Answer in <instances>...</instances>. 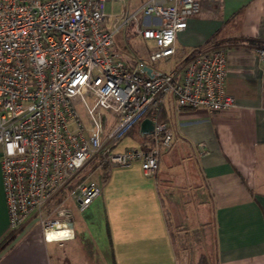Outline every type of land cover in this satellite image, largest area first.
I'll return each mask as SVG.
<instances>
[{"label": "built area", "instance_id": "1", "mask_svg": "<svg viewBox=\"0 0 264 264\" xmlns=\"http://www.w3.org/2000/svg\"><path fill=\"white\" fill-rule=\"evenodd\" d=\"M103 3L0 0V173L9 231L35 216L45 241L72 238L69 221L51 217L52 198L68 187L78 212L87 208L99 188L73 179L93 160L107 169L136 162L153 175L171 147V134L158 120L165 98L178 109L210 114L235 106L224 92V46L194 50L166 73L150 70L148 77L144 70L175 54V37L199 12V0H146L125 16L122 26L139 13L157 22L136 27L153 50L130 67L113 53L118 29H104ZM256 52L263 61V51ZM143 118L152 124L150 147L111 152L114 139Z\"/></svg>", "mask_w": 264, "mask_h": 264}, {"label": "crops", "instance_id": "2", "mask_svg": "<svg viewBox=\"0 0 264 264\" xmlns=\"http://www.w3.org/2000/svg\"><path fill=\"white\" fill-rule=\"evenodd\" d=\"M199 5L175 37V54L165 61L182 63L194 50L221 42L224 92L235 106L210 114L178 109L165 98L159 118L171 134V147L161 153L156 171L144 175L136 162L105 168L88 207L78 212L70 201L66 215L58 216L69 221L67 240L45 241L35 216L9 231L0 173V264H178L171 227L185 219L177 204L180 195L188 201V192L177 188L201 198L212 264H264V60L256 52L264 53V0H199ZM125 9L116 20L133 14ZM150 23L157 22L142 17L137 27ZM142 41L146 57H115L129 67L145 62L153 43ZM126 132L111 152L150 147L143 149L138 128L135 135Z\"/></svg>", "mask_w": 264, "mask_h": 264}, {"label": "rangeland", "instance_id": "3", "mask_svg": "<svg viewBox=\"0 0 264 264\" xmlns=\"http://www.w3.org/2000/svg\"><path fill=\"white\" fill-rule=\"evenodd\" d=\"M141 1L143 2L144 0H125L124 6L121 5L120 0H106L104 3V16H106V18L104 19L103 27L104 29L110 30L113 26H115L118 29L113 36V51L116 54L115 56L122 61L127 56L136 58L146 57L145 45L143 41L135 34V29L138 26V22L142 18V14H136L134 21H132L130 24H127L126 26L121 25L122 20H116L121 12L122 7L126 8L125 11H127L128 14H131L138 9L135 6ZM180 64L181 63L177 58H173L169 61L159 60L153 66H149H152V69L155 71V73H166L167 71L173 70L174 68H178ZM76 110L78 115L81 117V107L77 105ZM105 117L108 119V115ZM112 128L113 126H111L109 123V125H106L104 131L108 133ZM130 129L125 133V135H135V126L131 127ZM121 135L122 134L117 136L112 144L119 140ZM105 175V168H98L95 165V161L93 160L86 164L76 174L73 182L88 180L98 187L100 182L105 178ZM69 189L70 188L68 187L60 189V191L52 198L50 208L55 209L51 212V217L66 215V211L68 209L67 205L70 203V199L67 198ZM162 190L163 189L161 188V193L163 192ZM183 191L188 192V201H183L181 198L182 195H180L178 199L181 202L177 204V207L180 212L183 213L185 219L180 226L175 228L171 227L177 263L196 264L199 255L204 254L208 262L212 264V245L209 232L210 226L209 223L205 222V217H203L204 211L200 201L201 198L199 195H191V192H193L191 190H180L177 188L178 193L181 192L182 194L184 193ZM162 198L164 202V195ZM164 207L166 209V204ZM70 208V210L74 211L72 205H70Z\"/></svg>", "mask_w": 264, "mask_h": 264}, {"label": "trees", "instance_id": "4", "mask_svg": "<svg viewBox=\"0 0 264 264\" xmlns=\"http://www.w3.org/2000/svg\"><path fill=\"white\" fill-rule=\"evenodd\" d=\"M247 41H248L249 43L254 42V41H252V40H247ZM222 45H223V44H222L221 42H217L216 44H213L212 46H222ZM212 46H209V47H212ZM259 49H260V48H259ZM158 120L160 121V118H159V117H158ZM134 126H135V130H137V128H138L137 124L134 125ZM128 131H129V130H128ZM138 135H140V134H138ZM149 138H150L149 136H145V135H141V136H140L141 143L144 144L143 149H145L146 146L149 144ZM196 264H209V262H208L206 256H205L204 254H201V255H199V257H198V260H197Z\"/></svg>", "mask_w": 264, "mask_h": 264}, {"label": "water", "instance_id": "5", "mask_svg": "<svg viewBox=\"0 0 264 264\" xmlns=\"http://www.w3.org/2000/svg\"><path fill=\"white\" fill-rule=\"evenodd\" d=\"M146 74L148 75V77H152V74L150 73V69L148 68H144ZM152 131V124L148 119H142L139 122L138 125V132L140 135H145V136H149L151 134Z\"/></svg>", "mask_w": 264, "mask_h": 264}, {"label": "clouds", "instance_id": "6", "mask_svg": "<svg viewBox=\"0 0 264 264\" xmlns=\"http://www.w3.org/2000/svg\"><path fill=\"white\" fill-rule=\"evenodd\" d=\"M49 239H51V237H49Z\"/></svg>", "mask_w": 264, "mask_h": 264}, {"label": "bare ground", "instance_id": "7", "mask_svg": "<svg viewBox=\"0 0 264 264\" xmlns=\"http://www.w3.org/2000/svg\"><path fill=\"white\" fill-rule=\"evenodd\" d=\"M50 237V236H49Z\"/></svg>", "mask_w": 264, "mask_h": 264}]
</instances>
